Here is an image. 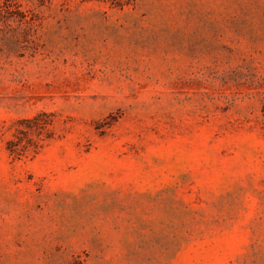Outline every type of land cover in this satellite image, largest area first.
<instances>
[{
  "label": "rangeland",
  "instance_id": "obj_1",
  "mask_svg": "<svg viewBox=\"0 0 264 264\" xmlns=\"http://www.w3.org/2000/svg\"><path fill=\"white\" fill-rule=\"evenodd\" d=\"M0 264H264V0H0Z\"/></svg>",
  "mask_w": 264,
  "mask_h": 264
}]
</instances>
